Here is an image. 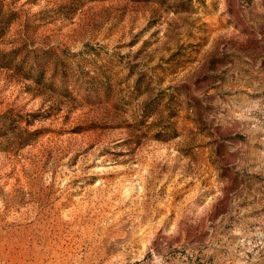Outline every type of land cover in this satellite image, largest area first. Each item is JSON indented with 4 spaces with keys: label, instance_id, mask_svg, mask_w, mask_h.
I'll use <instances>...</instances> for the list:
<instances>
[{
    "label": "rangeland",
    "instance_id": "rangeland-1",
    "mask_svg": "<svg viewBox=\"0 0 264 264\" xmlns=\"http://www.w3.org/2000/svg\"><path fill=\"white\" fill-rule=\"evenodd\" d=\"M0 264H264V0H0Z\"/></svg>",
    "mask_w": 264,
    "mask_h": 264
}]
</instances>
